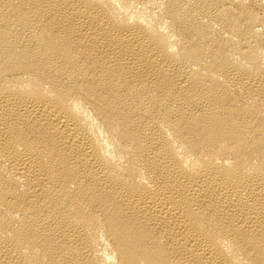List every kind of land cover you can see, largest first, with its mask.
<instances>
[{
    "label": "bare ground",
    "instance_id": "bare-ground-1",
    "mask_svg": "<svg viewBox=\"0 0 264 264\" xmlns=\"http://www.w3.org/2000/svg\"><path fill=\"white\" fill-rule=\"evenodd\" d=\"M0 264H264V0H0Z\"/></svg>",
    "mask_w": 264,
    "mask_h": 264
}]
</instances>
